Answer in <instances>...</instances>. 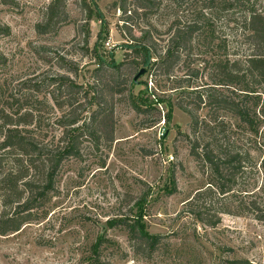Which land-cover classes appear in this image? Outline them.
I'll list each match as a JSON object with an SVG mask.
<instances>
[{
    "label": "rangeland",
    "instance_id": "rangeland-1",
    "mask_svg": "<svg viewBox=\"0 0 264 264\" xmlns=\"http://www.w3.org/2000/svg\"><path fill=\"white\" fill-rule=\"evenodd\" d=\"M51 1L0 0V24L10 28L8 35L0 36V114L4 110L15 121H29L25 114L39 111L43 118L39 138L46 141L61 137L55 123L56 93L53 85L47 86L52 78L66 74L79 84L92 83L99 64L124 60L131 34L135 39L155 26L167 34L174 20L183 24L208 20L215 33L197 40L172 77L157 81L148 73L141 77L133 87L140 110L132 105L129 91L116 96L113 143L93 150L90 139L83 140V156L62 165L40 219L16 233L0 235V264H233L235 260L264 264V222L250 210L222 214L220 223L210 227L186 208L199 190L209 186L210 177L190 152L191 117L176 104L181 84H191L187 91H193L210 83L203 71L205 60L243 54L246 12L234 6L218 14L204 0L180 5L161 0L153 11L128 19L131 30L118 10L120 0H66L65 15L52 22L54 31L40 34L37 25L46 20ZM255 1L264 6V0ZM222 40L227 41V50H214ZM196 69L200 71L192 73ZM121 73L124 82L128 67ZM208 113L200 110L209 119ZM221 119L229 131L217 136L219 144L231 141L250 150V131L235 117L224 114ZM254 152L259 164L262 154ZM261 181L247 173L235 189L250 201ZM135 220L150 235L160 236L152 253L131 231Z\"/></svg>",
    "mask_w": 264,
    "mask_h": 264
},
{
    "label": "trees",
    "instance_id": "trees-1",
    "mask_svg": "<svg viewBox=\"0 0 264 264\" xmlns=\"http://www.w3.org/2000/svg\"><path fill=\"white\" fill-rule=\"evenodd\" d=\"M157 1L161 0H120L118 10L126 18L124 24L132 30V24L127 25L128 19L141 15L143 11H153ZM174 1L177 5L186 3V0ZM203 4L215 7L218 14L234 6L246 12L242 36L245 49H241L243 54L239 52L234 57L223 55L211 62L205 60L203 71L210 79L205 87L187 91L193 86L181 84L177 88L180 93L176 104L187 109L191 117V155L210 177L209 186L199 190L185 205L198 221L210 227L220 223L222 214L240 215L245 210H250L255 219L264 222V6L258 7L255 0H204ZM65 11L66 0H52L46 20L37 25L38 33H52V22L55 17L65 15ZM90 13L91 18L93 12ZM209 23L207 20L183 24L174 20L167 34L156 26L142 30L135 39L131 34L132 43L126 44L124 60L118 64L114 61L99 64L92 83L79 84L66 74L49 80L47 86H54V103L59 113L55 120L61 130L58 141L39 138L43 129L39 111L25 114L29 121L20 118L15 121L2 110L0 235L16 233L40 219L41 209L55 192L62 165L83 156V140L89 138L93 150H99L105 142L109 147L113 143L116 96L129 91L132 105L140 110L133 94V87L138 85L134 81L138 72L146 69V74L156 81L172 77L175 69L186 63L185 58L192 54L197 40L214 35ZM9 32L8 26L0 24V36ZM220 42L214 45V50L226 51L229 47L227 41ZM2 59L0 56V63H3ZM191 66L188 64L189 69ZM123 67L129 69L124 82ZM138 67L141 68L139 71ZM199 71L192 70V73ZM124 85L125 90L122 89ZM158 99L163 103L164 100ZM147 105L154 107L152 103ZM201 109L208 110L209 119L201 116ZM224 114L235 117L250 131V150L243 151L231 141L219 144L217 136L229 131L226 121L220 120ZM254 151L262 154L259 164L254 159ZM247 173L250 178H262L250 201L245 200L242 191L235 189L239 179ZM129 227L151 253L157 248L160 236L150 235L138 220ZM233 264H244V261L235 260Z\"/></svg>",
    "mask_w": 264,
    "mask_h": 264
},
{
    "label": "water",
    "instance_id": "water-1",
    "mask_svg": "<svg viewBox=\"0 0 264 264\" xmlns=\"http://www.w3.org/2000/svg\"><path fill=\"white\" fill-rule=\"evenodd\" d=\"M146 74V69H141L138 74L135 76L134 81L139 84L141 77H143Z\"/></svg>",
    "mask_w": 264,
    "mask_h": 264
}]
</instances>
